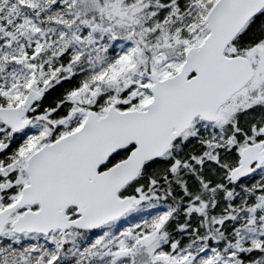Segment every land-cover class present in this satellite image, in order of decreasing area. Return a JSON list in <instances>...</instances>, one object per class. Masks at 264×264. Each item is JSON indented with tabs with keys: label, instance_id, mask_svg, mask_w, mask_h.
<instances>
[{
	"label": "snow or ice",
	"instance_id": "snow-or-ice-1",
	"mask_svg": "<svg viewBox=\"0 0 264 264\" xmlns=\"http://www.w3.org/2000/svg\"><path fill=\"white\" fill-rule=\"evenodd\" d=\"M0 264H264V0H0Z\"/></svg>",
	"mask_w": 264,
	"mask_h": 264
}]
</instances>
